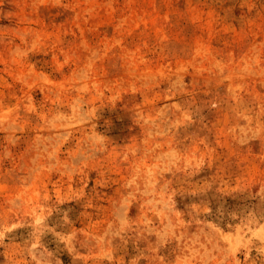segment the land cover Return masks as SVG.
<instances>
[{"label":"rangeland","instance_id":"rangeland-1","mask_svg":"<svg viewBox=\"0 0 264 264\" xmlns=\"http://www.w3.org/2000/svg\"><path fill=\"white\" fill-rule=\"evenodd\" d=\"M0 264H264V0H0Z\"/></svg>","mask_w":264,"mask_h":264}]
</instances>
